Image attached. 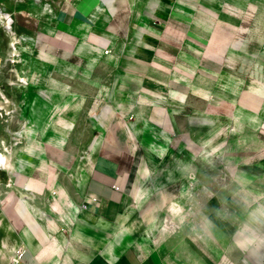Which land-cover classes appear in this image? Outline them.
<instances>
[{
    "label": "rangeland",
    "instance_id": "rangeland-1",
    "mask_svg": "<svg viewBox=\"0 0 264 264\" xmlns=\"http://www.w3.org/2000/svg\"><path fill=\"white\" fill-rule=\"evenodd\" d=\"M33 2L40 6L38 17L31 14L30 0H0V15L10 19L6 29L0 18V99L9 108L0 109V184H13L12 172L18 178L24 174L20 169H32L38 148L55 156V169H77L90 134L132 137L143 175L127 220L121 221V235L161 254L168 264H243L246 259L256 264L259 256L224 254L225 247H239L234 239L240 234L249 254H259V238L264 239V224L249 227L252 213L264 205V144L256 141L255 116L240 103L255 61L264 66V0H197L203 47L182 55L183 65H168L170 89L164 99L141 88L142 66L129 79L116 64L95 63L94 50L91 56L77 48L65 59L61 51L37 45L35 36L47 40L48 32L32 31V24L49 22L53 0ZM255 69L264 73L260 65ZM48 90L54 91L56 126L35 129L31 120L37 121L38 107L47 106L37 104V93ZM155 105L166 110L171 128L152 127L148 115ZM137 106L141 119L130 126ZM65 109L73 110L66 119ZM103 112V122L116 119L118 127L89 129L87 115ZM191 117L204 126L190 125ZM32 135L51 136L55 144L22 142Z\"/></svg>",
    "mask_w": 264,
    "mask_h": 264
},
{
    "label": "crops",
    "instance_id": "crops-1",
    "mask_svg": "<svg viewBox=\"0 0 264 264\" xmlns=\"http://www.w3.org/2000/svg\"><path fill=\"white\" fill-rule=\"evenodd\" d=\"M196 1L53 0V14L43 12L49 22L32 24V31L48 32L47 40L40 34L35 36L36 44L52 49L54 53L61 51L65 59L77 48L90 55L94 50L95 63L116 64L118 73L129 79L134 77L136 66H142L139 71L141 88L145 86L149 95L164 99L170 89L168 65L175 62L183 65L182 55L189 56L203 47ZM29 5L31 14L38 17L36 8L40 6L33 0ZM133 40L137 42L133 44ZM108 46L113 53L111 56L103 53L104 47ZM258 65L264 68L255 61L251 68L254 73H248L244 80L245 99L240 103L255 116L256 141L263 145L264 73L255 69ZM5 96L2 98L6 99ZM37 97L38 105L47 106L42 110L38 107L37 121L31 120L32 127L55 128L54 91L37 93ZM40 97L45 98L44 102L39 100ZM140 107H136L130 126H135L137 119H141ZM72 111L65 109L63 118H68ZM96 112H100L98 107ZM149 112L152 127L171 128L166 110L156 106ZM98 115L96 118L87 115L85 121L89 129L118 127L116 119L107 125L103 122L106 119L104 112L103 116ZM192 119L195 117H191L190 125L204 126L193 124ZM123 128L126 129L120 126ZM133 139L112 132L90 134L87 137L90 147L83 165L77 169H55V156L44 150L41 153L38 148L39 159L32 169H20L24 174L18 178L12 172L15 179L9 180L14 183L0 184V264H10L18 246L25 252L17 264H168L161 254L154 250L146 252L141 244H133L120 233L121 221L135 202L143 175ZM22 142L49 146L55 144V139L32 135L22 137ZM69 159V156L65 157V162ZM82 203L87 208L80 210ZM242 238V234L236 236L234 241L239 247L234 250L225 247L224 255L229 251L230 256H259L256 264H264V239L259 238V254H249L239 243ZM232 239L229 238L230 244ZM243 264L250 263L246 259Z\"/></svg>",
    "mask_w": 264,
    "mask_h": 264
},
{
    "label": "built area",
    "instance_id": "built-area-1",
    "mask_svg": "<svg viewBox=\"0 0 264 264\" xmlns=\"http://www.w3.org/2000/svg\"><path fill=\"white\" fill-rule=\"evenodd\" d=\"M103 53L105 55H110V56L113 54L112 51H111V47H109V46L108 47H104ZM115 189L118 190L119 189L118 186H115ZM86 208H87V205L85 203H82L80 205V207H79L80 210H83V209H86ZM24 252H25L24 248L22 246H18L15 249L13 256L11 257L10 264L19 263L22 260V258H23Z\"/></svg>",
    "mask_w": 264,
    "mask_h": 264
},
{
    "label": "clouds",
    "instance_id": "clouds-1",
    "mask_svg": "<svg viewBox=\"0 0 264 264\" xmlns=\"http://www.w3.org/2000/svg\"><path fill=\"white\" fill-rule=\"evenodd\" d=\"M252 222L249 227H253L254 225L264 224V205L257 207L254 213H252Z\"/></svg>",
    "mask_w": 264,
    "mask_h": 264
},
{
    "label": "bare ground",
    "instance_id": "bare-ground-1",
    "mask_svg": "<svg viewBox=\"0 0 264 264\" xmlns=\"http://www.w3.org/2000/svg\"><path fill=\"white\" fill-rule=\"evenodd\" d=\"M36 2H38V1H36ZM38 5V4H37ZM0 18L2 19V21L4 22V24H5V28L6 29H9V27H10V19H9V16L5 13V14H1L0 15ZM12 22V21H11ZM0 109L1 110H8L9 108H8V106H7V104L5 103V101H3V100H1L0 99ZM3 160V159H2Z\"/></svg>",
    "mask_w": 264,
    "mask_h": 264
}]
</instances>
